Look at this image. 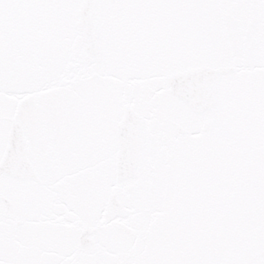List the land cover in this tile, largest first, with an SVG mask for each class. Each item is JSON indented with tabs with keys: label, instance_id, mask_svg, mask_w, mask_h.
<instances>
[{
	"label": "snow or ice",
	"instance_id": "6c2138e0",
	"mask_svg": "<svg viewBox=\"0 0 264 264\" xmlns=\"http://www.w3.org/2000/svg\"><path fill=\"white\" fill-rule=\"evenodd\" d=\"M0 264H264V0H0Z\"/></svg>",
	"mask_w": 264,
	"mask_h": 264
}]
</instances>
